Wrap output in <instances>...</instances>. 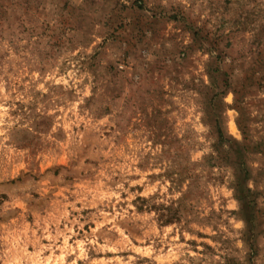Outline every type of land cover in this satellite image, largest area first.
I'll return each instance as SVG.
<instances>
[{"label":"rangeland","instance_id":"rangeland-1","mask_svg":"<svg viewBox=\"0 0 264 264\" xmlns=\"http://www.w3.org/2000/svg\"><path fill=\"white\" fill-rule=\"evenodd\" d=\"M0 264H264V0H0Z\"/></svg>","mask_w":264,"mask_h":264},{"label":"trees","instance_id":"trees-1","mask_svg":"<svg viewBox=\"0 0 264 264\" xmlns=\"http://www.w3.org/2000/svg\"><path fill=\"white\" fill-rule=\"evenodd\" d=\"M168 220V219H165V221Z\"/></svg>","mask_w":264,"mask_h":264}]
</instances>
